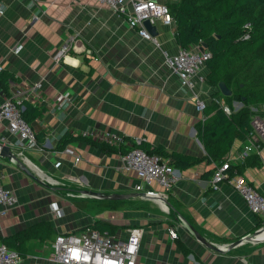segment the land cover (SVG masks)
Returning <instances> with one entry per match:
<instances>
[{
  "label": "crops",
  "instance_id": "0c3cea01",
  "mask_svg": "<svg viewBox=\"0 0 264 264\" xmlns=\"http://www.w3.org/2000/svg\"><path fill=\"white\" fill-rule=\"evenodd\" d=\"M155 1L169 5L177 0ZM155 25L156 42L141 37L122 15L97 0H0V104L12 91L23 90L27 101L44 109L31 120L39 147L23 154L0 123V144L10 146L18 159L11 162L0 154V185L18 198L13 209L0 215V243L35 225L50 224L45 238L28 240L23 264H58L51 258L59 234L81 235L91 229L125 239L132 228L143 230L136 264H264V238L250 239L264 229V217L253 214L229 184L214 190L213 173L204 177L210 169L207 161L175 169L167 194L151 184L149 189L165 194L167 202L130 197L114 201L125 204L114 210L100 206L106 199L83 191L137 193L138 178L122 171L121 154H105L84 142L58 149L70 132L116 145L144 140L197 160L206 156L197 137L204 114L192 95L197 93L208 106L218 89L206 81L194 91L182 86L164 63L166 54L182 49L176 24ZM65 45L71 50L56 60ZM5 76L10 77L8 93L1 81ZM221 102L228 106L224 98ZM244 143L236 141L225 160L245 164L247 159L240 158ZM259 157L262 165L246 167L240 176L264 195V147ZM52 202L58 203L61 217L52 212ZM192 228L217 249L197 239Z\"/></svg>",
  "mask_w": 264,
  "mask_h": 264
},
{
  "label": "trees",
  "instance_id": "16d2710c",
  "mask_svg": "<svg viewBox=\"0 0 264 264\" xmlns=\"http://www.w3.org/2000/svg\"><path fill=\"white\" fill-rule=\"evenodd\" d=\"M176 24L175 37L183 49H193L205 44L212 57L207 61L206 83L218 89L224 82L232 91V96L223 97L219 91L212 94L211 102L204 111L206 120L197 124V137L205 148L206 156L198 159L177 152L168 153L161 146H153L144 140H125L118 145L94 138L87 134L64 135L58 149H64L71 143L84 142L97 147L105 154H124L139 148L149 154L168 160L174 169L190 168L201 160L207 161L209 168L204 177L210 178L216 165L226 162L225 157L236 141L246 142L252 131L251 120L254 116L251 107H264V0H177L167 5ZM251 24L249 38L246 39L244 26ZM2 77L6 93L8 79ZM233 109L234 102L242 103V108L228 114L221 102ZM23 117L32 126L31 120L40 117L44 109H38L24 100ZM259 114L264 115V112ZM33 127V126H32ZM37 135V134H36ZM262 160L257 155L247 158L245 164L232 165L231 175H242L246 167H260ZM100 206L112 205L114 210H121L125 204L101 200ZM81 205V204H80ZM106 227H102L104 231ZM50 224H40L29 228L4 241V244L24 258L27 254V242L32 238H45ZM186 254L188 251L185 250Z\"/></svg>",
  "mask_w": 264,
  "mask_h": 264
},
{
  "label": "built area",
  "instance_id": "2783aa9c",
  "mask_svg": "<svg viewBox=\"0 0 264 264\" xmlns=\"http://www.w3.org/2000/svg\"><path fill=\"white\" fill-rule=\"evenodd\" d=\"M97 1L122 15L130 27L138 30L140 36L148 41L156 42V39L144 27L145 20H150L153 25L157 21L166 25L175 24L168 6L155 0ZM244 29L246 30L244 37L248 39L251 24H246ZM200 48L201 46L193 49L182 48L177 54L165 55V66L180 79L182 86L190 91H194L198 83L205 84L206 76L203 74V69L212 57L208 49L201 51ZM70 50L69 45L63 46L56 55V60L59 61ZM27 98L28 96L23 90H14L0 104V123L6 124L8 131L16 139L21 154L39 147L35 130L22 115L23 103ZM61 98L60 96L59 100ZM192 100L198 111L204 113L207 107L206 102L197 93H193ZM241 108L242 103L240 102H234L233 109L224 106L228 114ZM251 110L254 112L251 120L252 131L240 152L242 160L251 155L261 156L264 147V115L259 114L256 107H251ZM202 120H206L204 115H202ZM66 152L73 154L71 149H66ZM120 159L121 169L125 174L131 172L136 174L139 182L134 186V190L137 193H145L151 199L166 196L149 189L152 183L159 184L164 188V193H169L175 169L170 166L168 160L139 148L121 154ZM10 161L15 162V159L11 158ZM231 166L230 160L216 165L211 179V187L214 190H219L222 185L229 184L244 199L253 214L264 217V195L256 187L246 182L242 176L231 175L228 172ZM17 203L16 194L11 189L0 185V215L13 209ZM51 209L57 217L63 215L57 202L51 203ZM259 231L264 233L263 228ZM142 235L143 230L140 228L130 229L125 239H118L107 232L102 233L91 229H87L81 235L59 234L53 244L51 260L58 264H136ZM172 237L176 238L177 234H172ZM256 238L258 239V236ZM0 264H23V259L5 244L0 243ZM243 264H248V262L243 260Z\"/></svg>",
  "mask_w": 264,
  "mask_h": 264
},
{
  "label": "water",
  "instance_id": "95a60500",
  "mask_svg": "<svg viewBox=\"0 0 264 264\" xmlns=\"http://www.w3.org/2000/svg\"><path fill=\"white\" fill-rule=\"evenodd\" d=\"M143 25L152 37L155 38L158 36L157 27H156V25H153L150 22V20H145L143 22ZM205 49H207V46L205 44H202L200 50L204 51ZM218 91L224 97L232 96V91L227 87V85L224 82H221L219 84ZM0 154L4 157H8L9 159L14 158L16 161L18 160L16 155L11 151L10 146H7V145L0 144ZM22 169L24 172L31 174L27 168L22 167ZM31 176H32V174H31ZM83 193L87 194L89 196L97 197L98 199H106V200H112V201H122V200L128 199L130 197H142L145 199H150L146 196L145 193H133L132 195H120V194H108L107 195L104 193H97V192L88 191V190L83 191ZM154 199L167 202L164 198H160V197H156ZM192 231H193L194 235L197 237V239H199L202 243H204L205 245H207L211 248L217 249L216 247L213 246V244L206 241V239L196 229L192 228ZM260 233H261V231H257L254 234V237H250V239L259 240L256 237L258 235H260ZM241 242L242 241L239 240L233 246H238V244H240Z\"/></svg>",
  "mask_w": 264,
  "mask_h": 264
},
{
  "label": "rangeland",
  "instance_id": "374dc122",
  "mask_svg": "<svg viewBox=\"0 0 264 264\" xmlns=\"http://www.w3.org/2000/svg\"><path fill=\"white\" fill-rule=\"evenodd\" d=\"M224 105H225V104H224ZM230 108H231V107H230ZM233 108H234V106H233ZM231 109H232V108H231ZM258 111H260V112H264V107L259 108Z\"/></svg>",
  "mask_w": 264,
  "mask_h": 264
},
{
  "label": "bare ground",
  "instance_id": "6f19581e",
  "mask_svg": "<svg viewBox=\"0 0 264 264\" xmlns=\"http://www.w3.org/2000/svg\"><path fill=\"white\" fill-rule=\"evenodd\" d=\"M167 209V208H166ZM259 238H264V233H261L260 235H258V239Z\"/></svg>",
  "mask_w": 264,
  "mask_h": 264
}]
</instances>
